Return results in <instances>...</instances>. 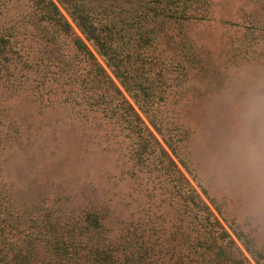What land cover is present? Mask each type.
I'll return each mask as SVG.
<instances>
[{"label":"rangeland","instance_id":"rangeland-1","mask_svg":"<svg viewBox=\"0 0 264 264\" xmlns=\"http://www.w3.org/2000/svg\"><path fill=\"white\" fill-rule=\"evenodd\" d=\"M190 6L181 17L209 15L190 22L195 62L180 36L177 86L161 102L171 147L152 128L168 152L158 150L160 160L141 161L138 137H127L120 117L106 116L100 97L87 91L78 96L80 105L66 100L48 48L35 42L4 54L0 48V207L6 215H18L24 204L59 200L75 208L106 206L117 229L145 214H164L161 220L181 224L187 234L195 215L182 209L169 180L178 175L166 172L170 155L174 170L214 200L226 228L234 221L264 253V0H190ZM185 18L179 20L184 29ZM185 156L193 175L181 162Z\"/></svg>","mask_w":264,"mask_h":264},{"label":"trees","instance_id":"trees-1","mask_svg":"<svg viewBox=\"0 0 264 264\" xmlns=\"http://www.w3.org/2000/svg\"><path fill=\"white\" fill-rule=\"evenodd\" d=\"M191 7L190 0H0V21L6 11L17 10L10 23L0 25L1 53L25 42L48 48L55 80L64 82L57 87L68 90L65 99L80 105L78 96L87 91L100 97L106 116L120 117L127 137H138L141 161L152 155L160 160L157 151L168 152L152 128L171 147L161 102L163 92L177 86L172 77L183 60L180 36L195 62L190 24L209 15L180 16ZM181 18L188 22L185 29ZM167 162L166 172L178 174L169 180L182 209L195 215L189 233L161 220L164 214H145L117 229L108 222L106 206L75 208L42 199L36 206L24 204L18 215L0 207V264H264L252 238L234 221L232 234L218 207L219 214L212 209L214 200L208 202L184 172L174 170V157ZM181 162L193 175L186 156Z\"/></svg>","mask_w":264,"mask_h":264},{"label":"clouds","instance_id":"clouds-1","mask_svg":"<svg viewBox=\"0 0 264 264\" xmlns=\"http://www.w3.org/2000/svg\"><path fill=\"white\" fill-rule=\"evenodd\" d=\"M259 109V103L257 102L255 105H254V111L255 110H258Z\"/></svg>","mask_w":264,"mask_h":264}]
</instances>
